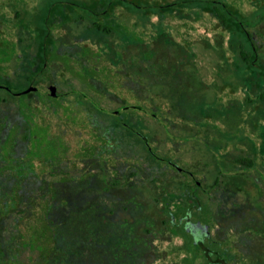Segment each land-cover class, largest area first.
I'll use <instances>...</instances> for the list:
<instances>
[{
	"label": "rangeland",
	"instance_id": "374dc122",
	"mask_svg": "<svg viewBox=\"0 0 264 264\" xmlns=\"http://www.w3.org/2000/svg\"><path fill=\"white\" fill-rule=\"evenodd\" d=\"M165 1L0 0V83L26 82L32 28L48 20L55 51L36 86H57L53 98L25 99L33 141L23 138V96L0 88L1 245L43 233L49 207L45 264H206L170 230L183 192L194 201L181 220L205 223L214 208L215 238L252 244L236 246L230 264H254L253 244L264 242V0H177L163 14ZM214 5L226 32L178 34ZM249 34L256 66L238 61Z\"/></svg>",
	"mask_w": 264,
	"mask_h": 264
},
{
	"label": "trees",
	"instance_id": "16d2710c",
	"mask_svg": "<svg viewBox=\"0 0 264 264\" xmlns=\"http://www.w3.org/2000/svg\"><path fill=\"white\" fill-rule=\"evenodd\" d=\"M177 0H170V1H165L163 3H160L158 7L160 8L161 12L163 14L168 13L167 9L169 7L174 6L177 4ZM122 6L121 3H116L114 1H111L108 3L106 6L109 10H113L115 6ZM225 7L226 5L223 4ZM215 6V10L213 13L211 12H205L204 15L196 16L195 18V25H192L194 29L188 30L186 25H182L181 27V35H187V39H191V35L195 37L198 35V32L201 31V36H205L209 32H218V33H224L227 31V16L225 11H219ZM105 11V10H103ZM101 11V12H103ZM96 14V13H95ZM107 15V14H106ZM105 17V16H104ZM107 17V16H106ZM95 19V18H94ZM67 19H65L64 22H66ZM100 19L97 18L92 22V26L96 27L97 29H101V24L99 23ZM63 22V23H64ZM48 20L44 22V26L41 28H32L34 31V43L35 46H33L32 50L28 51V56H27V61H28V75L26 82L22 85L19 84L16 86V88L12 87L11 85H6L0 83V88H5L6 91L12 93V94H18L20 96H23V100H21V103L23 104L20 109L24 116L26 117V127H25V132L23 133V138L27 139L28 141H33L35 138V129L33 127L34 121L30 120V112H31V106L29 103L25 100L27 97H29L34 91L30 90L28 92H22L24 88H26L29 85H36L39 77L45 69L48 66V63L50 61V55L55 51V44H52L51 41V29L49 25ZM179 29V28H178ZM108 31V30H107ZM200 33V32H199ZM178 36V35H177ZM250 51H245L242 49V46L239 43V60L244 62L248 66H256V64L259 61V56H258V51L256 46L254 45L253 41H251L249 38L250 34L246 36ZM50 50H53L50 51ZM43 95V94H41ZM45 96V95H44ZM53 98V97H51ZM113 119L115 124H125L124 120V114L121 115H113ZM45 130V129H44ZM43 130V131H44ZM46 134V133H45ZM60 151V150H59ZM242 162H244L246 165L251 164V159L249 158H240ZM24 167L23 173L27 174L30 172L29 167L25 169ZM190 189H192L190 187ZM166 198L169 200H173L172 198L174 197L173 195H165ZM164 198V197H163ZM179 201H174L171 203L172 205V211H171V220H170V230L174 235H178L182 237V239L185 242L186 247L191 251V254L193 255V240L196 238L193 237V235L190 233L188 227L185 224V221L179 220V212L182 211L183 217L187 215L189 206L191 204V201H194V195L190 193H181L178 196ZM15 199L10 197L7 201H4L6 205V210H9V207L13 204ZM46 206H49V203H47ZM207 207V206H206ZM204 206V208H206ZM49 208V207H48ZM48 208H44L43 214L46 217L43 219L39 218L38 220V225L42 226L41 230L44 232L37 235V228L34 227L33 231L30 232L28 235L23 234L21 232L17 233H12L10 236H7L5 239V243L3 245L0 244V264H45V261L47 259V256L49 254L50 250V245L49 242L52 239V227H51V222L53 220L51 217L48 215ZM21 213H25V211H22ZM19 219H23L22 215L19 216ZM36 226V224H35ZM17 230V229H16ZM25 250H29L32 254H29L27 256V259H24L22 256V252ZM193 257V256H192ZM191 264V263H190Z\"/></svg>",
	"mask_w": 264,
	"mask_h": 264
},
{
	"label": "flooded vegetation",
	"instance_id": "af4514ba",
	"mask_svg": "<svg viewBox=\"0 0 264 264\" xmlns=\"http://www.w3.org/2000/svg\"><path fill=\"white\" fill-rule=\"evenodd\" d=\"M85 16L83 15L80 16L79 20L86 18ZM69 20L70 19H67L66 21H69ZM94 20H95L94 18L89 19L91 24ZM94 28L98 30L96 27ZM34 86L36 88L33 89V91L39 90L41 94L48 95L46 93H43L40 90L41 87H37L36 85ZM55 96H50V97H55ZM114 112L115 111H113V113ZM216 215L217 214L214 208H211L209 220L205 223L200 222V221H191L188 219H185L184 221L187 226L189 225L188 229L190 233L193 235L194 238L196 237L193 240L194 242L193 246L197 247L199 249V252H201L202 255L208 258L206 264H230L233 258L240 255L238 254L239 253L238 251H240V249L235 248L236 246H241V245L246 246V245H252V244L249 243L250 242L249 240L241 239V238L228 239L229 243H221V241L215 238L214 236L215 229L217 228L216 221L218 219ZM179 220L182 221L181 217H179ZM253 245L260 247L259 251H257L256 254H254V259H255L254 264H264V242L261 240L260 243H256ZM198 256H199V253H197V257Z\"/></svg>",
	"mask_w": 264,
	"mask_h": 264
},
{
	"label": "water",
	"instance_id": "95a60500",
	"mask_svg": "<svg viewBox=\"0 0 264 264\" xmlns=\"http://www.w3.org/2000/svg\"><path fill=\"white\" fill-rule=\"evenodd\" d=\"M35 88H36L35 86L29 85L26 88H24L22 90V92H28V91L33 90ZM40 90L43 93H46V94H48L50 96H55L57 94V86L55 84L45 85V86L41 87Z\"/></svg>",
	"mask_w": 264,
	"mask_h": 264
}]
</instances>
